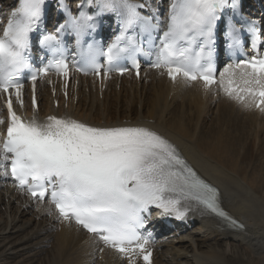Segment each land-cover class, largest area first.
<instances>
[{"label":"snow or ice","instance_id":"1","mask_svg":"<svg viewBox=\"0 0 264 264\" xmlns=\"http://www.w3.org/2000/svg\"><path fill=\"white\" fill-rule=\"evenodd\" d=\"M45 2L18 0L0 35V91L15 88L17 98L22 88L21 74L31 67L26 53L31 46V34L37 31L44 14ZM85 2L92 5L93 0ZM96 3L99 8L96 15L115 13L121 27L120 35L107 51L93 44L87 46L85 55L98 74L97 56H105L112 63L124 53L135 52L136 37L127 33L137 29L140 33L158 32L162 22L154 9L139 0H96ZM84 6L78 5L79 15L69 12L55 34L42 35L39 43L54 56L62 57L57 34L70 29L79 43L95 30L94 17L82 10ZM236 6V0H171L166 30L159 37L153 66L166 68L173 80L182 75L188 81L201 79L206 86L214 83L211 57L217 23L227 9L235 10ZM141 10L150 14L144 15ZM241 31L234 25L228 26L225 38L229 48L241 46ZM247 31L255 39L258 31L255 21L249 23ZM51 64L67 74L68 65L63 58ZM236 67L242 69L246 85L255 84L260 89L256 92L248 87L239 92L264 97V56L254 55ZM249 68L251 72L247 71ZM119 71L123 73L125 69ZM36 78L34 73L33 83ZM232 83L228 81L230 96L236 91ZM239 92L235 98L243 100ZM260 103L264 104V99ZM7 107L10 123L7 137L0 145V164L10 163V175L21 188L27 187L33 197H45V182L50 183L52 202L60 216L65 220L74 218L78 225L118 252L127 255L136 248L144 252L148 239L138 229L144 224L141 212L149 205L179 219L189 210V204H195L236 223L220 207L218 190L201 179L176 147L155 131L145 127H92L56 116L47 117L43 124L35 119L24 122L13 111L11 99ZM4 175H9L7 168ZM133 244L135 248L129 247ZM150 256L151 252L144 254L146 264H151Z\"/></svg>","mask_w":264,"mask_h":264},{"label":"bare ground","instance_id":"2","mask_svg":"<svg viewBox=\"0 0 264 264\" xmlns=\"http://www.w3.org/2000/svg\"><path fill=\"white\" fill-rule=\"evenodd\" d=\"M38 97V111L30 109L28 99L17 106L30 121L43 124L56 116L92 127L155 131L221 189L223 205L244 226L227 229L192 212L188 218L197 225L168 239L164 254L156 248L153 264H264V163L257 157L264 155V113L201 83L172 82L154 72L140 81L130 75L111 79L106 90L78 77L75 91L69 86L67 96L56 93L57 107L45 83ZM3 171L0 164V264H129L50 205L15 190Z\"/></svg>","mask_w":264,"mask_h":264},{"label":"rangeland","instance_id":"3","mask_svg":"<svg viewBox=\"0 0 264 264\" xmlns=\"http://www.w3.org/2000/svg\"><path fill=\"white\" fill-rule=\"evenodd\" d=\"M254 137H253V135H252V138H251V140L253 141L252 142V144H254V143H256L254 140L255 139H253ZM257 157L259 158V161L261 162V163H264V155H257ZM255 158H256V156H255ZM17 237H19L20 235H22L21 234V232H18V233H16L15 234Z\"/></svg>","mask_w":264,"mask_h":264}]
</instances>
